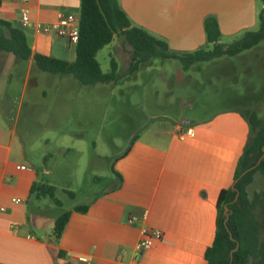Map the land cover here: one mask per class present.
<instances>
[{"label": "crops", "instance_id": "crops-1", "mask_svg": "<svg viewBox=\"0 0 264 264\" xmlns=\"http://www.w3.org/2000/svg\"><path fill=\"white\" fill-rule=\"evenodd\" d=\"M118 3L132 26L180 54L207 44L206 18L217 19L222 39H238L258 28L264 8L259 0ZM80 8L81 0H2L0 21L22 30L33 53L72 63L75 46L40 30L70 14L80 15ZM23 9L29 10V28L20 23ZM222 39L221 44L229 46ZM112 43L129 65L131 52L123 39L115 37ZM18 62L0 58V64L18 66ZM26 62L28 79L37 67L32 59ZM0 103V264H206L205 254L217 231L219 195L233 187L243 148L258 132L242 112L227 110L203 122L182 115L178 120H160L147 113L148 123L115 161L110 189L80 206L87 207L85 213L75 211L76 207L67 211L71 213L68 224L56 243L51 231L59 216L41 214L40 200L31 195L40 182L18 130L22 108L15 120L10 102ZM188 130L192 132L182 140ZM13 199L23 202L14 204ZM131 216L139 217L132 225L128 223ZM148 228L160 230L163 240L140 254L138 245Z\"/></svg>", "mask_w": 264, "mask_h": 264}, {"label": "rangeland", "instance_id": "rangeland-1", "mask_svg": "<svg viewBox=\"0 0 264 264\" xmlns=\"http://www.w3.org/2000/svg\"><path fill=\"white\" fill-rule=\"evenodd\" d=\"M238 39L225 36L222 40L231 45ZM119 56L113 43L98 53L102 72H110L114 59L122 79L96 87L38 68L27 79V62L20 59L18 66L0 64V102H10L15 120L22 108L18 130L26 157L39 173V184L56 188L60 206L50 198L37 202L40 213L49 218L85 206L110 189L115 161L148 123L147 113L160 120H178L182 115L203 122L238 110L252 123L253 131L264 129V42L240 56L196 64L187 72L179 60L154 59L129 77V65ZM254 192L261 196L258 216L264 227V176L259 173L250 188ZM260 251L261 259L251 264H264V233Z\"/></svg>", "mask_w": 264, "mask_h": 264}, {"label": "trees", "instance_id": "trees-1", "mask_svg": "<svg viewBox=\"0 0 264 264\" xmlns=\"http://www.w3.org/2000/svg\"><path fill=\"white\" fill-rule=\"evenodd\" d=\"M261 2L264 5V0ZM79 17V40L75 46L76 59L72 63L33 53L25 33L4 21H0V53L24 61L32 59L44 73L73 76L82 86H95L116 84L122 79L116 60H111V70L106 74L97 60L98 53L110 45L115 37L122 38L132 52L126 76L134 74L142 64L154 59L179 60L187 72L196 64L224 57L233 58L264 42V8L258 16V30L247 32L229 46L221 44L222 34L217 19L206 18V41L213 49L183 54L171 52L166 43L132 26L118 0H81ZM258 173L264 176V129L249 137L237 163L233 187L219 195L217 231L213 245L205 254L206 264H251L261 259L264 233L258 216L261 196L257 192L250 193ZM55 193L56 188L48 184H35L31 190L32 197L37 200L50 198L60 206ZM86 210L87 207L75 208V211L82 213ZM70 215V212H65L56 219L52 231L56 243L62 238Z\"/></svg>", "mask_w": 264, "mask_h": 264}, {"label": "built area", "instance_id": "built-area-1", "mask_svg": "<svg viewBox=\"0 0 264 264\" xmlns=\"http://www.w3.org/2000/svg\"><path fill=\"white\" fill-rule=\"evenodd\" d=\"M22 2H27L28 0H21ZM21 26L22 28H29L32 26V22L29 18V10H22V18H21ZM79 24L80 17L77 15L70 14L65 18L61 19L55 24L45 26L40 31L46 35H56L60 38L67 39L71 45L76 46L79 40ZM192 131L188 130L185 135L181 136V139L184 140L187 134H190ZM20 169V167H18ZM14 204H21L23 201L20 199H13ZM4 211V209H1ZM139 220L138 216H131L128 220L129 224H134ZM163 240V233L157 229H145L142 232V238L138 245V252L140 254H144L152 250L153 246L156 242Z\"/></svg>", "mask_w": 264, "mask_h": 264}, {"label": "water", "instance_id": "water-1", "mask_svg": "<svg viewBox=\"0 0 264 264\" xmlns=\"http://www.w3.org/2000/svg\"><path fill=\"white\" fill-rule=\"evenodd\" d=\"M249 171L245 172L242 176H244L245 174H247Z\"/></svg>", "mask_w": 264, "mask_h": 264}]
</instances>
